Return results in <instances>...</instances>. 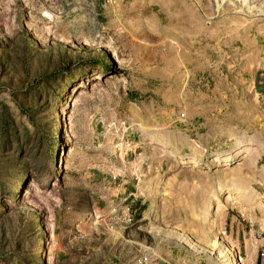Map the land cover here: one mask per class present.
<instances>
[{
    "label": "rangeland",
    "instance_id": "1",
    "mask_svg": "<svg viewBox=\"0 0 264 264\" xmlns=\"http://www.w3.org/2000/svg\"><path fill=\"white\" fill-rule=\"evenodd\" d=\"M260 72L264 0H0V264H256Z\"/></svg>",
    "mask_w": 264,
    "mask_h": 264
},
{
    "label": "built area",
    "instance_id": "2",
    "mask_svg": "<svg viewBox=\"0 0 264 264\" xmlns=\"http://www.w3.org/2000/svg\"><path fill=\"white\" fill-rule=\"evenodd\" d=\"M146 260V256L139 258V263ZM256 264H264V246H261L256 255Z\"/></svg>",
    "mask_w": 264,
    "mask_h": 264
},
{
    "label": "crops",
    "instance_id": "3",
    "mask_svg": "<svg viewBox=\"0 0 264 264\" xmlns=\"http://www.w3.org/2000/svg\"><path fill=\"white\" fill-rule=\"evenodd\" d=\"M256 84H257L258 88L260 89V91L262 93H264V72H260L258 74Z\"/></svg>",
    "mask_w": 264,
    "mask_h": 264
},
{
    "label": "bare ground",
    "instance_id": "4",
    "mask_svg": "<svg viewBox=\"0 0 264 264\" xmlns=\"http://www.w3.org/2000/svg\"><path fill=\"white\" fill-rule=\"evenodd\" d=\"M242 146V145H241ZM245 146V145H244ZM231 188V187H230ZM28 190V189H27ZM232 190V189H231ZM235 263V262H234Z\"/></svg>",
    "mask_w": 264,
    "mask_h": 264
}]
</instances>
